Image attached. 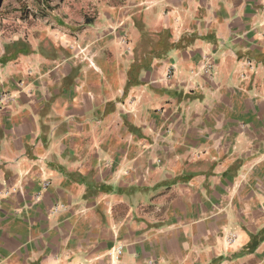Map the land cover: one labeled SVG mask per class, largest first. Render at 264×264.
Returning a JSON list of instances; mask_svg holds the SVG:
<instances>
[{
    "label": "crops",
    "instance_id": "crops-1",
    "mask_svg": "<svg viewBox=\"0 0 264 264\" xmlns=\"http://www.w3.org/2000/svg\"><path fill=\"white\" fill-rule=\"evenodd\" d=\"M47 4L0 76V264H264V0Z\"/></svg>",
    "mask_w": 264,
    "mask_h": 264
},
{
    "label": "rangeland",
    "instance_id": "rangeland-1",
    "mask_svg": "<svg viewBox=\"0 0 264 264\" xmlns=\"http://www.w3.org/2000/svg\"><path fill=\"white\" fill-rule=\"evenodd\" d=\"M42 4L41 0L3 1L0 11H2V14H6L0 17V69L4 68V70H0V76L1 72L3 74L6 72V65H8L12 59H15L16 53L22 52L25 49L27 35L23 32L19 38H17L18 29L24 30L26 24L29 25L36 22V14H43V12L48 9L47 6L51 7V4L44 3L45 5L41 6ZM4 30H6L7 33H4ZM5 48L7 49L6 52ZM9 53L11 55H9ZM1 63L3 65H1Z\"/></svg>",
    "mask_w": 264,
    "mask_h": 264
},
{
    "label": "trees",
    "instance_id": "trees-1",
    "mask_svg": "<svg viewBox=\"0 0 264 264\" xmlns=\"http://www.w3.org/2000/svg\"><path fill=\"white\" fill-rule=\"evenodd\" d=\"M49 1H51V0H41L42 3H48ZM47 8H51V7L50 6H47ZM0 14H1L0 15V17H1L3 14L5 15L6 13H3L2 14V11H0Z\"/></svg>",
    "mask_w": 264,
    "mask_h": 264
},
{
    "label": "water",
    "instance_id": "water-1",
    "mask_svg": "<svg viewBox=\"0 0 264 264\" xmlns=\"http://www.w3.org/2000/svg\"><path fill=\"white\" fill-rule=\"evenodd\" d=\"M3 1L4 0H0V9H1L2 5H3Z\"/></svg>",
    "mask_w": 264,
    "mask_h": 264
},
{
    "label": "built area",
    "instance_id": "built-area-1",
    "mask_svg": "<svg viewBox=\"0 0 264 264\" xmlns=\"http://www.w3.org/2000/svg\"><path fill=\"white\" fill-rule=\"evenodd\" d=\"M120 252H121V250L119 249V250H118V253H120Z\"/></svg>",
    "mask_w": 264,
    "mask_h": 264
}]
</instances>
